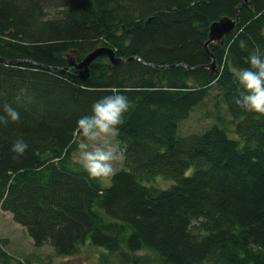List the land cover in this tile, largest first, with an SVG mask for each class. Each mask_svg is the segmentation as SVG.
Masks as SVG:
<instances>
[{
  "label": "trees",
  "instance_id": "obj_1",
  "mask_svg": "<svg viewBox=\"0 0 264 264\" xmlns=\"http://www.w3.org/2000/svg\"><path fill=\"white\" fill-rule=\"evenodd\" d=\"M244 1L0 0V111L20 112L0 124V210L36 248L51 259L104 249L99 264H264V115L234 103V69L264 51V0ZM238 12L235 33L207 44L211 25ZM102 47L133 60L100 57L87 80L68 72ZM112 87L133 103L107 185L73 158L77 119ZM196 109L214 123L181 135ZM17 138L29 148L14 158ZM2 243L0 264H12Z\"/></svg>",
  "mask_w": 264,
  "mask_h": 264
},
{
  "label": "clouds",
  "instance_id": "obj_2",
  "mask_svg": "<svg viewBox=\"0 0 264 264\" xmlns=\"http://www.w3.org/2000/svg\"><path fill=\"white\" fill-rule=\"evenodd\" d=\"M241 49L247 48V41L240 39ZM247 67L234 69V77L239 85L234 103L247 112L264 115V51L259 49L247 57ZM27 90L20 89L23 94ZM17 96V101L21 100ZM30 99V97H28ZM133 101L124 92L112 87L110 94L96 100L88 114L76 121V133L81 138L78 143V163L89 178H107L115 174L114 163L123 158V150L117 144L106 142V138L119 131ZM20 112L12 104L3 105L0 111V124L17 122ZM29 144L17 138L11 144V152L22 156Z\"/></svg>",
  "mask_w": 264,
  "mask_h": 264
},
{
  "label": "rangeland",
  "instance_id": "obj_3",
  "mask_svg": "<svg viewBox=\"0 0 264 264\" xmlns=\"http://www.w3.org/2000/svg\"><path fill=\"white\" fill-rule=\"evenodd\" d=\"M208 107L211 108L212 104L208 103ZM197 111L198 110L196 109L192 113L190 119L180 125L179 133L181 135H188L190 133H202L209 127L207 126L208 124L214 123L212 119L203 118L202 113L201 117L198 113H196ZM230 135L232 134L230 133ZM80 139L81 138H79V140ZM106 142L110 144H117L119 146L115 135L108 136L106 138ZM77 157L78 152L74 156L73 162L78 163ZM122 160L123 158L114 163L115 171L122 168ZM102 179L107 185L111 181V177ZM166 182L168 183V185H165ZM172 183V180H167L162 176H157L151 184L159 188H168ZM3 241H5L6 243L3 244ZM0 242L3 244L4 248L7 251H12V253H15V261L12 262V264H48L51 262L52 264H99V256L102 252H104V249L100 248H98V250L100 251L95 252L91 248H85L82 253L75 257L60 259L52 258L53 261H51L52 259L49 258L51 255H53L51 249H49L48 247L36 248L34 246V242L29 238L26 230L14 222L11 214L2 212L1 210Z\"/></svg>",
  "mask_w": 264,
  "mask_h": 264
},
{
  "label": "water",
  "instance_id": "obj_4",
  "mask_svg": "<svg viewBox=\"0 0 264 264\" xmlns=\"http://www.w3.org/2000/svg\"><path fill=\"white\" fill-rule=\"evenodd\" d=\"M245 2L249 3V0L244 1V3ZM244 3H242V5ZM239 22H240V12H238V15L235 19L223 17L219 21L213 23L211 25L210 39L207 44H211V43L223 44L225 37L231 36L235 33V30ZM76 55L78 56L79 52H76ZM104 56L107 57L108 61L111 62L113 65H119L121 63H126L128 61L133 60V59L125 60L122 58H118L116 57V53L114 50L110 48L102 47V48H97L94 51L87 54L83 58V60L79 63L76 62V59L72 57L71 60H68V72L73 75L74 73L71 72V68H74L76 69L75 72L78 73L81 78H83L84 80H87L90 76V66L92 65V63L96 59L100 57H104ZM2 61L5 63H10V64L15 63V62H9L5 60H2ZM147 65L152 68H156L160 70H165L169 68L168 66H155L151 64H147ZM209 69L212 71V75L219 74L217 64L214 63V61L209 66ZM52 70L61 71L59 69H52Z\"/></svg>",
  "mask_w": 264,
  "mask_h": 264
}]
</instances>
